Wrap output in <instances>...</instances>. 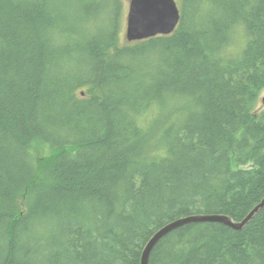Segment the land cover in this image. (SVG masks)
<instances>
[{"label": "trees", "instance_id": "obj_1", "mask_svg": "<svg viewBox=\"0 0 264 264\" xmlns=\"http://www.w3.org/2000/svg\"><path fill=\"white\" fill-rule=\"evenodd\" d=\"M177 2L122 44L123 0H0V264H141L262 202L264 0ZM149 264H264V205Z\"/></svg>", "mask_w": 264, "mask_h": 264}, {"label": "water", "instance_id": "obj_2", "mask_svg": "<svg viewBox=\"0 0 264 264\" xmlns=\"http://www.w3.org/2000/svg\"><path fill=\"white\" fill-rule=\"evenodd\" d=\"M181 19V10L177 0H130L127 17L126 37L135 42L158 35L172 34ZM264 104V93L261 97ZM264 205V199L242 221L223 214H196L171 221L161 227L147 242L141 258V264H149L156 243L171 231L195 222H220L232 228L241 229Z\"/></svg>", "mask_w": 264, "mask_h": 264}, {"label": "rangeland", "instance_id": "obj_3", "mask_svg": "<svg viewBox=\"0 0 264 264\" xmlns=\"http://www.w3.org/2000/svg\"><path fill=\"white\" fill-rule=\"evenodd\" d=\"M124 2V6H125V10H124V17H123V26H122V30H121V36H120V41L122 42V44H125L127 42H129L127 40L126 37V29H127V16H128V12H129V5H130V0H123ZM179 5V4H178ZM180 6V5H179ZM82 92V91H81ZM264 93V91L262 92V94ZM264 108V104L262 103V101H260L259 105H258V110L263 109ZM39 149H43V147L39 146ZM235 168H237V166L235 165Z\"/></svg>", "mask_w": 264, "mask_h": 264}, {"label": "bare ground", "instance_id": "obj_4", "mask_svg": "<svg viewBox=\"0 0 264 264\" xmlns=\"http://www.w3.org/2000/svg\"><path fill=\"white\" fill-rule=\"evenodd\" d=\"M130 6V5H129ZM129 13V12H128ZM128 17V16H127ZM181 20V19H180ZM179 25V24H178ZM177 29V28H176ZM169 35V34H168ZM159 36V35H158ZM149 39V38H148ZM128 40V39H127ZM145 40V39H144ZM130 42V41H129ZM208 215V214H207ZM142 258V257H141Z\"/></svg>", "mask_w": 264, "mask_h": 264}]
</instances>
